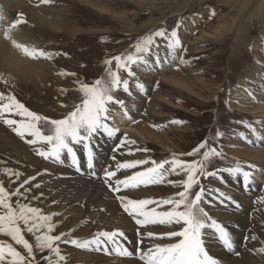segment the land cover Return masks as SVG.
<instances>
[{"label": "rangeland", "instance_id": "obj_1", "mask_svg": "<svg viewBox=\"0 0 264 264\" xmlns=\"http://www.w3.org/2000/svg\"><path fill=\"white\" fill-rule=\"evenodd\" d=\"M114 1L93 0V5L79 0H49L43 3L54 8L59 15L58 20L42 14L41 6L35 3L27 5L28 12L25 14L3 9L10 12L12 21L22 19L24 22L18 24L20 29L32 36L44 52L55 55L51 59L39 58L35 65L39 75L36 74L33 79H23L12 75L8 68H1L0 77L3 79H0V92L15 96L27 109L51 120L63 119L75 104L80 103L82 94L78 91V81L91 84L97 78L106 77V59L134 52L138 41L161 29L165 30L168 39L155 37L150 51L141 53L143 61L131 65L134 76L120 69L121 78L129 81L128 91L121 86L114 92L116 99L124 102L123 107L110 103L106 123L117 129L114 123L119 115L124 114L136 133L130 135L118 131L116 136H109L99 130L91 140L72 144L75 156H80L75 157L76 162L91 153L92 158L95 156L104 161L101 168L104 174L100 175L99 169L91 176L85 175L80 163L73 166V157L67 165L58 166L49 157L38 155L37 149L48 151L50 146L31 144L28 141L33 137L18 135L14 131L18 125L5 123V119H23L13 112L0 117V182L13 191L29 180L20 188L24 195L13 197V200L19 199L39 207L45 214L57 213L53 217L57 225L56 233H70L66 237L69 241L91 240L94 234L119 230L124 233V237L117 238L120 244L129 252L137 253L122 256L113 250L112 245L108 246L111 248L109 251L103 244L101 247L94 244L78 247L70 242L59 243L61 254L65 257L61 264H102L96 263L94 258L97 257L110 260L109 264H144L139 257L148 247L156 243L175 242V238H166L165 241L149 238L146 233L153 232L159 236L180 230V225L149 224L143 226L145 231L140 230L136 218L125 211L119 197L131 194L130 199L159 202L183 191L182 187L174 185L186 176L178 170L179 174L168 175L165 183L127 188L120 185L119 192L114 191L116 180L145 171L154 166L152 162L172 160L173 153L186 162L199 161L202 159L200 155L184 154L207 141L223 156H213L205 162L206 172L214 175H199V184L193 187L192 192H198L203 187L200 206L231 236L236 237L237 243L231 237L236 249L230 264H264V252H260L258 247L264 241V184L260 188L254 186L256 177L264 181V155L255 153L256 150L264 152V102L255 99L264 91V0ZM36 17L45 20L44 24ZM173 30L177 31L181 42V46L175 49L168 46ZM202 35H205L204 40L199 38ZM44 62L47 64L44 65ZM159 63L164 67L162 70H156ZM111 67L115 70L114 60ZM247 70H252V73ZM62 71L68 75H60ZM73 73L75 75H71ZM165 80L180 83L181 88L173 83L172 86L183 90L185 95H177V90L166 93ZM138 84H143V89ZM183 85L191 92L186 93ZM234 88L242 92L240 97L234 96ZM41 124L44 132L50 133L51 125ZM218 132L222 135L217 136ZM125 134L129 136V141L135 143L125 141ZM101 148L105 152H101ZM136 160L148 163L116 171L117 163ZM258 161L259 165L256 164ZM237 163L243 171L251 174L247 181L242 174L227 171ZM9 169L19 173V178L7 175L6 170ZM107 171H116V176L107 178ZM93 183L100 186L104 193L90 200ZM242 195H248L250 199V203L243 206L247 208L248 222L245 226H236V215L242 207H237L239 205L235 200H239L235 198ZM99 197L103 203L95 201ZM104 203L114 204L116 209L109 210ZM152 208L164 211L170 206H158V203L146 206V210ZM127 223L131 227L123 229ZM237 233L242 236L240 241ZM25 237L35 244L32 234L25 231ZM141 240L142 243H139ZM203 240L205 248L210 242L223 244L212 227L203 230ZM0 241L12 243L18 251H24L21 245H16L3 234H0ZM138 248L141 251L138 252ZM261 248L264 247L261 245ZM210 249L207 251L210 252ZM45 256L51 257L52 253L37 250L35 264H46Z\"/></svg>", "mask_w": 264, "mask_h": 264}, {"label": "snow or ice", "instance_id": "obj_2", "mask_svg": "<svg viewBox=\"0 0 264 264\" xmlns=\"http://www.w3.org/2000/svg\"><path fill=\"white\" fill-rule=\"evenodd\" d=\"M44 3L49 0H43ZM24 22L22 19L15 21L11 27L15 28L19 23ZM7 35V34H6ZM155 37H165V30L161 29L155 33L148 35L135 45V51L124 54L123 56H115L104 61L106 65V77L97 78L93 83H84L78 81V91L82 94L79 104L73 106V110L67 114L63 119L51 120L48 117L40 116L39 114L30 111L13 95H5L0 92V117H4L5 113H15L16 116L23 117L21 120L5 119V123L10 126L18 125L14 128L22 138L27 134L33 137L28 142L31 144L42 143L50 146L48 151L37 149L38 155L48 158L53 157L59 160L62 152L67 151L73 155V163H76L75 154L73 152V143H82L91 140L94 134L99 130H103L109 136L115 135L119 130L109 127L106 121L109 119L110 103H115L123 107V101L116 99L114 92L119 90L121 86L124 91H128L129 81L122 79L120 69H125L129 76H134L135 73L131 71V65L143 61L141 53L150 51V46L155 42ZM169 47L175 49L181 46L177 31L173 30L170 34ZM11 39V36L8 35ZM168 39V37H165ZM22 51L32 58H46L51 59L54 53H47L43 50L29 49L26 46L16 44ZM113 60L116 62V68L111 67ZM60 75H68L62 71ZM71 75H75L74 73ZM0 79H3L0 77ZM7 83V81H4ZM143 89V84L137 85ZM61 91H67L61 89ZM51 125L50 133L46 134L43 130L42 124ZM174 123H180L173 121ZM222 135L217 133V136ZM125 141H129L125 134ZM203 150V151H202ZM187 156L200 155L202 157L199 161L186 162L177 157L173 153L172 160H164L162 162H152L153 167L147 168L145 171L137 172L135 175L124 180H116L114 191H120V185L127 187H138L140 185L162 184L166 182L167 176L171 174H179L183 172L186 179H183L174 186L182 187L183 191L177 192L174 196L162 198L159 202L151 199H130L125 196L119 197L125 211L129 215L136 218V223L141 226L151 225H180V230L169 231L157 236L153 232H147L149 238L158 239H172L175 242L166 244H155L148 247L146 251L140 255V259L144 264H217V261L209 255L204 246L203 230L206 227H212L219 234L220 240L225 247L232 249L233 242L230 233L227 229L214 219L200 206L203 187H200L198 192L193 193L192 189L199 184V175H214V173H207L205 162L211 157H222L223 153L217 151L213 146H210L207 141L201 142L191 152L186 153ZM146 160H136L132 162L117 163L116 171L121 168H133L140 164H146ZM168 165V167H165ZM92 166V156L89 154V167ZM179 170V172H178ZM116 171H107L105 173L107 178L116 176ZM233 174H242L247 181L251 175L249 172L243 171L239 163L234 168L227 169ZM7 175L16 176L19 178V173L12 170H6ZM35 179V177H32ZM172 183L171 181H167ZM29 183V181H24ZM20 187L9 191L0 182V234L10 237L16 245H21L23 252L18 251L12 243L0 241V264H35V252L48 251L52 256H45L46 264H61L65 260L64 255L61 254L59 243H72L78 247H88L90 245H107L111 244L113 250L118 255L132 256L127 248L120 244L118 237H124L122 231L116 230L113 232H100L94 234L91 240H77L66 239L70 233H56L57 225L53 222V217L57 213L45 214L39 207H33L29 203L21 202L19 199L13 200V197H21L24 195L20 191ZM112 187V185H109ZM39 187V185H37ZM158 203L162 205H169L170 208L164 211H157L156 208L147 209L146 206ZM208 221H211L209 224ZM25 231L34 236L35 244L31 243L25 237ZM100 237L106 238L101 240ZM126 239V238H125ZM256 239V237H252ZM142 243V240L139 242ZM137 251H141L139 248ZM264 252V248L259 249ZM10 258V259H9Z\"/></svg>", "mask_w": 264, "mask_h": 264}, {"label": "bare ground", "instance_id": "obj_3", "mask_svg": "<svg viewBox=\"0 0 264 264\" xmlns=\"http://www.w3.org/2000/svg\"><path fill=\"white\" fill-rule=\"evenodd\" d=\"M81 2H84L86 4H89V5H93V0H79ZM110 2H116V1H111V0H108ZM109 2V3H110ZM118 2V1H117ZM29 3H35L37 4V6H41V10L40 12L42 14H44L45 16H48V17H51V18H55V19H59V15L56 13V11L54 10V8H51L48 6V4H43V0H0V69L1 68H8L9 71L12 73V75H15V76H20V77H23V79H33L35 78L34 76L39 75L38 74V71H37V68H36V62L38 60H40L39 58H32V57H29L28 55H26L21 48H18L14 45L13 41L16 42V44H20V45H23V46H26L28 47L29 49H37V50H43V48L41 49V45L39 47L38 43L33 40L29 35H27L22 29H20V27L17 25L15 28H12L11 25L13 24V21L11 20V14L8 10H10L11 12H16V11H20L21 14H25L27 11V5ZM33 5V4H32ZM110 5V4H109ZM4 8L8 9L7 11L6 10H3ZM35 8V7H33ZM29 9V7H28ZM56 9V8H55ZM34 12V11H33ZM32 12V13H33ZM31 13V15H32ZM34 14V13H33ZM39 16V15H38ZM30 17V16H29ZM38 21H40L41 23L45 22V20H42L41 18L39 17H36ZM44 18V17H43ZM32 19V18H31ZM48 20V19H47ZM52 20V19H51ZM54 20V19H53ZM15 22V21H14ZM122 22V21H121ZM34 23H35V20H34ZM47 23V22H46ZM44 24V23H43ZM49 27V26H48ZM50 28H52L50 26ZM7 34V35H6ZM8 35L11 36V39L8 38ZM209 36V35H208ZM204 37L205 35H202L200 36L199 38H202L204 40ZM209 37H212L213 36H209ZM201 40V39H200ZM200 42V41H199ZM197 43V42H196ZM43 60V58H41ZM45 59V58H44ZM45 62H47L45 60ZM43 63L44 65L47 64V63ZM40 64V63H39ZM165 66V64H163ZM39 68V67H38ZM162 68H164L163 66L160 65L159 63V66H156V70H162ZM48 69V68H47ZM155 70V69H154ZM249 73H252L251 71L252 70H247ZM40 72V71H39ZM250 75V74H248ZM74 78V77H73ZM242 79V78H241ZM239 79V80H241ZM175 80V79H174ZM171 81V82H170ZM252 82V81H251ZM162 83V82H161ZM167 83V84H165ZM173 80H165L164 81V84L166 86V93L167 92H171V93H175L176 90H177V95L179 96H183L185 95L183 90L181 89H176L174 88V86H172L173 84H176L177 86L180 85V83H173ZM163 84V83H162ZM244 85V84H243ZM164 86V87H165ZM176 86V87H177ZM201 89V91L203 92V88L201 86V84L198 85ZM180 87V86H179ZM181 88V87H180ZM251 88V87H250ZM183 89H186L185 91H187L186 93H189L191 92V90L189 89V87H186L185 85H183ZM235 89V88H234ZM240 90V89H239ZM244 92V91H243ZM241 91H237L235 89L234 91V96L235 97H240L241 96ZM263 94V95H262ZM262 94L260 96H255L256 98L255 99H258L259 102H264V91L262 92ZM190 95V94H189ZM173 97V96H172ZM174 98V97H173ZM182 100V99H181ZM186 100V99H185ZM190 100V99H189ZM160 101V100H159ZM158 103L161 104V101ZM157 102V101H156ZM161 107V106H160ZM158 108V107H157ZM159 109V108H158ZM160 110V109H159ZM164 110V109H163ZM166 110V109H165ZM170 110V109H169ZM155 113V112H154ZM163 113V112H162ZM148 114V113H147ZM164 115V113H163ZM173 116V115H172ZM171 116V117H172ZM153 117V115L151 116ZM167 117V116H166ZM154 118V117H153ZM252 118V117H251ZM154 120V119H153ZM161 120V119H160ZM163 122H165V120H162ZM149 122V120H148ZM168 122H170L168 120ZM172 122V121H171ZM145 123V122H144ZM115 128H117L120 132H124V133H127V134H130V135H134L136 133V130L133 129V127L129 124L128 120H127V117L126 115H119L115 121ZM157 124V123H156ZM162 124V123H160ZM159 124V125H160ZM154 125V122L153 124ZM3 131V130H2ZM139 132V131H138ZM116 136V135H115ZM145 136V135H144ZM143 136V137H144ZM135 137V136H134ZM147 137V136H146ZM108 138V137H107ZM129 138V136H128ZM136 138V137H135ZM176 138V137H175ZM134 140V139H133ZM110 142V141H109ZM137 142V141H136ZM144 142V141H143ZM142 142V143H143ZM141 143V142H140ZM139 143V144H140ZM141 143V144H142ZM132 144V143H131ZM135 146V145H134ZM90 147V146H89ZM81 150V149H80ZM101 152H105V149L104 148H101L100 149ZM149 150V149H148ZM91 152V151H90ZM147 152V151H146ZM255 153H263L262 156L264 155V152L263 151H257ZM94 155V153H92ZM78 155V154H77ZM103 155V154H102ZM87 156V155H86ZM89 156V155H88ZM87 156V157H88ZM73 157L72 154L68 153L67 151H64L61 153L60 155V158L59 160L53 158V157H49V160H54L52 163H55L56 165L58 166H62V165H67L69 163V160H71V158ZM76 157V156H75ZM80 157V156H79ZM79 157H76V158H79ZM86 157V158H87ZM86 158L82 159L81 161H78L76 162L75 164L73 163V166H77L79 163H80V166L82 168V171L85 172V175L87 176H91L92 173H96L99 169L101 170V172L99 173L100 175L104 174V172H102V169L103 168V165H104V161L101 159V158H92V166L91 167H88L89 166V159L86 160ZM76 160V159H75ZM84 160V161H83ZM112 160L114 161V159L112 158ZM107 161H110V160H107ZM71 162V161H70ZM51 163V164H52ZM258 163V164H257ZM259 161L256 162L257 165H259ZM71 164V163H70ZM108 164V163H107ZM45 165V164H44ZM72 166V165H71ZM56 168V167H55ZM72 168V167H71ZM108 168V167H107ZM105 169V168H104ZM110 170V169H109ZM120 177V176H119ZM110 179V178H109ZM115 179V178H113ZM29 181V180H28ZM94 184V183H93ZM264 184V181L262 180V178L260 179L259 177L255 178V182H254V186H256L257 188H260L262 187L261 185ZM91 188V187H90ZM94 190L92 191L91 195L89 196L90 200L91 199H95L94 196L95 195H100V193L103 192V190L100 188V186H97L96 183L94 184L93 186ZM140 191V190H139ZM87 192V191H86ZM231 192V191H230ZM233 192V191H232ZM90 193V192H89ZM104 193V192H103ZM132 193V192H131ZM136 193V192H135ZM143 193V192H142ZM139 195V194H138ZM143 195V194H142ZM128 197L131 198V194L127 195ZM234 196V195H233ZM232 196V197H233ZM212 197V196H211ZM235 197V196H234ZM226 200H229L230 198L229 197H224ZM232 199V198H231ZM235 199L239 200L238 202L235 200V203L238 204L239 206L237 207H242L240 209L239 212H237V217H236V226H245L246 224V221H247V208H243V206L247 205L250 203V199L248 198V195H242L240 197H236ZM95 201H97L98 204L100 203H103L102 201H100V197L98 199H96ZM106 203V202H105ZM104 203V205H105ZM105 206H107V209L110 208L109 210L111 209H116L115 205L114 204H106ZM109 206V207H108ZM236 208V207H235ZM233 211V210H232ZM115 215V214H114ZM219 216V215H218ZM114 219V218H113ZM112 221V220H111ZM115 222V221H114ZM248 222V221H247ZM111 223V222H110ZM112 224H113V221H112ZM109 225V224H108ZM125 226L123 227V229L125 228H128V227H131L130 224H124ZM121 226V225H120ZM168 226V225H167ZM146 227V226H145ZM122 228V226H121ZM139 229L142 230L143 229V226H139ZM144 230V229H143ZM126 232V230H124ZM145 231V230H144ZM147 231V230H146ZM238 231V230H237ZM132 232V231H131ZM229 232V231H228ZM242 232H243V229H242ZM241 232V234H242ZM135 233V232H134ZM233 232H231L232 234ZM241 234L237 233L238 235V239L239 241L241 240L242 236ZM127 235V234H126ZM132 235V234H131ZM142 236H143V233H142ZM146 236V235H145ZM158 236V235H157ZM240 236V238H239ZM132 237V236H131ZM147 237V236H146ZM215 237V236H214ZM233 239H234V242L237 243V240H236V237L231 236ZM145 238V237H144ZM127 239V238H126ZM154 239V238H153ZM129 240V239H128ZM158 240V239H157ZM164 241L166 240L163 239ZM156 241V240H154ZM159 241V240H158ZM146 242V241H145ZM151 243V242H150ZM153 243V242H152ZM151 243V244H152ZM122 244V243H121ZM147 244V243H145ZM157 244V243H156ZM210 245L208 247H206V250L211 248L210 249V252H209V255L212 256L216 261H217V264H230V261L232 260L231 258V255L233 254L234 250L236 249V245H233V248L232 249H229L227 247H225V245L223 244H220V242H210L209 243ZM243 244V243H242ZM111 244H108L107 245V249L109 251H111V248H109L108 246H110ZM261 245L264 247V241L258 245L259 249H261ZM94 246L96 247L97 245L94 244ZM128 246V245H127ZM149 246V245H147ZM98 247V246H97ZM101 247V245L99 246ZM125 247V246H124ZM257 247V248H258ZM106 249V250H107ZM134 249V248H133ZM131 252V251H130ZM133 255H136L137 253L135 252H132ZM143 254V252L141 253V255ZM215 254V255H214ZM114 258V257H113ZM94 260H96V263L97 262H100L102 264H109V262H111L110 260H107L106 258H100V257H97V258H94ZM93 260V261H94ZM92 262V261H90ZM142 262V261H141ZM232 263V262H231ZM112 264V263H110ZM123 264V263H122ZM128 264H142V263H137V262H133V263H128Z\"/></svg>", "mask_w": 264, "mask_h": 264}]
</instances>
